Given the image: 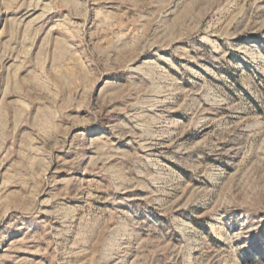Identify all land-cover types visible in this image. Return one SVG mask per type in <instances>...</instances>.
I'll return each mask as SVG.
<instances>
[{
	"label": "rangeland",
	"instance_id": "1",
	"mask_svg": "<svg viewBox=\"0 0 264 264\" xmlns=\"http://www.w3.org/2000/svg\"><path fill=\"white\" fill-rule=\"evenodd\" d=\"M0 264H264V0H0Z\"/></svg>",
	"mask_w": 264,
	"mask_h": 264
}]
</instances>
